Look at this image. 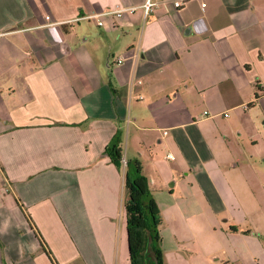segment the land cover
Wrapping results in <instances>:
<instances>
[{"label":"crops","instance_id":"crops-1","mask_svg":"<svg viewBox=\"0 0 264 264\" xmlns=\"http://www.w3.org/2000/svg\"><path fill=\"white\" fill-rule=\"evenodd\" d=\"M143 2L0 0V264H130L118 130L164 264H264V0Z\"/></svg>","mask_w":264,"mask_h":264},{"label":"trees","instance_id":"trees-1","mask_svg":"<svg viewBox=\"0 0 264 264\" xmlns=\"http://www.w3.org/2000/svg\"><path fill=\"white\" fill-rule=\"evenodd\" d=\"M121 132L118 130L109 140L104 152L111 162L122 168ZM125 223L130 264H145L144 252L150 243L155 264H164L160 248L161 216L153 198L149 183L142 174L139 163L127 160L123 171ZM235 230L234 228H232Z\"/></svg>","mask_w":264,"mask_h":264},{"label":"built area","instance_id":"built-area-1","mask_svg":"<svg viewBox=\"0 0 264 264\" xmlns=\"http://www.w3.org/2000/svg\"><path fill=\"white\" fill-rule=\"evenodd\" d=\"M167 0H144L143 3H141L138 6H128V7H114L111 9H106L102 11L101 13L98 14H93V15H85L82 18H91V17H98V15H112L115 18H121L125 14H133L135 13L138 9L141 10L143 18L146 19V17L156 8L158 5L166 2ZM172 2L173 6L176 7L177 9L180 8L183 5L184 0H169ZM202 6H205V3L202 4ZM46 22V25H53L55 24L54 22L51 21V16L50 15H45L44 17ZM178 21H183L180 17H178ZM98 24L101 25L102 21L98 20ZM117 62L120 63L122 62V58H118ZM167 158L172 159L173 156L168 154ZM122 165L126 164V159L123 156L121 159Z\"/></svg>","mask_w":264,"mask_h":264},{"label":"rangeland","instance_id":"rangeland-1","mask_svg":"<svg viewBox=\"0 0 264 264\" xmlns=\"http://www.w3.org/2000/svg\"><path fill=\"white\" fill-rule=\"evenodd\" d=\"M124 147H125V142L123 141L122 143V149H123V152L124 151ZM127 161V160H126ZM125 166V165H124ZM122 170L124 171V167H122ZM150 251H151V248H147L144 252V257H145V264H155L151 255H150Z\"/></svg>","mask_w":264,"mask_h":264}]
</instances>
